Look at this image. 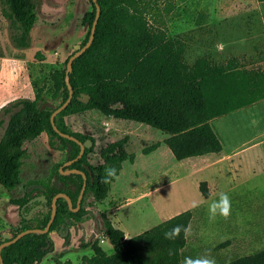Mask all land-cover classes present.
I'll return each mask as SVG.
<instances>
[{
  "label": "trees",
  "instance_id": "trees-1",
  "mask_svg": "<svg viewBox=\"0 0 264 264\" xmlns=\"http://www.w3.org/2000/svg\"><path fill=\"white\" fill-rule=\"evenodd\" d=\"M90 1L93 8L83 18L89 26L83 44L89 38L97 13L96 3ZM1 3L2 14L9 23L12 45L18 49L30 48L31 32L40 12L41 0H1ZM98 3L101 14L95 38L75 60L70 73L73 99L55 117L61 131L74 135L82 142L93 141L83 156L71 165L84 170L88 176L83 203L88 195L96 201L105 200L111 188V184L100 182L105 168L115 167L118 175L123 162L126 159L133 162L135 154H129V140L124 138L102 147L98 161H91L96 138L73 131L67 117L98 110L106 117L148 124L167 134L163 142L177 160H183L220 153L223 144L211 121L264 99L263 64L248 65L236 56L216 61L208 54L189 62L186 58L189 47L187 36L170 37L164 30L152 27L145 10L147 0H98ZM69 57L62 68L51 72L50 86L47 89L40 87L34 99L18 98L0 109V126L5 129L0 138V184L9 191L16 190L22 183L21 174L30 154L29 146L35 144L42 134H47L49 145L56 150L64 151L70 146L69 159L76 158L80 153L79 143L61 136L51 122L52 113L69 95L66 82ZM46 93L50 94V99ZM83 93L90 96L88 102L79 99ZM48 101L56 106L42 108ZM160 145L161 141L145 145L142 152L148 155ZM84 164L90 167L93 181ZM60 166L56 169L54 181L40 182L43 187L33 185L27 194L14 199L20 208L22 227L13 236L28 228L45 227L57 193L68 194L75 203L83 186V176L64 174ZM66 169L64 167L63 170ZM199 189L205 198L210 197L207 181L200 182ZM38 195H45L48 201L28 219L33 206H26L23 213L21 209ZM41 213H44L43 218L35 226L31 225ZM192 217L193 209H188L127 238L105 211L94 212L82 206L74 212L68 200L61 197L57 200V213L49 232L24 235L5 246L2 256L4 264H38L52 247L45 248L48 241L52 243L50 232L58 231L62 223L71 227L92 219L96 221L95 232L111 243L113 251L107 253L98 239L82 243L83 249L91 246L94 253L79 264H182L183 249L187 243L183 232L175 240L165 239L164 233L176 225H190ZM2 242L3 234L0 233V244ZM142 244L149 254L154 255L142 254ZM170 250L172 255H169ZM230 261L231 264H264V248Z\"/></svg>",
  "mask_w": 264,
  "mask_h": 264
},
{
  "label": "rangeland",
  "instance_id": "rangeland-1",
  "mask_svg": "<svg viewBox=\"0 0 264 264\" xmlns=\"http://www.w3.org/2000/svg\"><path fill=\"white\" fill-rule=\"evenodd\" d=\"M92 8L90 0H41L40 12L31 32L32 45L24 52L23 73L20 72V63L18 75L10 73V83L12 77L17 75L18 84H14V89L9 90V102L23 97L34 99L40 87L47 89L50 86L51 72L64 66L65 60L75 51V44L84 42L89 26L84 23L83 18ZM145 10L152 27L164 30L170 37L187 36L189 47L186 58L189 62L208 54L216 61H225L236 56L248 65L264 64V2L147 0ZM0 33L8 36L9 55L16 56L6 21L0 20ZM38 52L41 54L36 55ZM46 96L51 98L49 93ZM67 122L73 131L91 134L96 138L94 155L90 158L93 162L98 161V153L102 147L124 138L129 140V154H135L133 162L129 159L123 162L119 179L111 183L105 200L96 201L90 195L86 197L87 210L105 211L119 228L124 226L119 216L124 223L141 228L160 209H188L192 208L193 201H197L199 207L193 208L190 222V241L194 248L184 252L182 264L185 257H197L209 251L216 264H223L264 248V100L212 120L213 127L226 149L232 144L233 147L240 144L236 148L256 146L249 151H254L260 158L256 161L253 156H246L245 161H248L242 166L239 174L241 177L238 179L246 178L249 182L244 184L242 181L240 188L227 192L231 200V214L227 219L221 216L214 220L209 218L208 206L218 196L205 200L198 194L193 179L199 177V174L172 181L146 198L147 193L158 184L179 176L175 163L179 160L170 151L149 155L142 152L145 145L156 141L163 142L167 137L160 129L133 120L106 117L98 110L69 116ZM4 130L0 126V138ZM163 146L169 149L166 144ZM29 150L20 186L9 191L0 184L2 234L13 235L22 227L20 208L14 199L27 194L33 185L43 187L40 182L54 181L56 169L69 160L71 154L70 146L64 151L52 148L45 133L35 144L29 146ZM251 184L257 187L252 188L254 186ZM126 202L133 205L127 206L117 215L114 208ZM43 215L44 213L39 214L31 225L38 224ZM95 226L96 221L88 219L71 226L70 236L63 237L57 231L50 232L52 247L38 264H79L94 253L91 246L83 249L82 243L94 239H98L103 249L111 253V243L102 234L95 232ZM198 232L201 237L196 239ZM140 250L144 255H154L149 254L143 244Z\"/></svg>",
  "mask_w": 264,
  "mask_h": 264
},
{
  "label": "crops",
  "instance_id": "crops-1",
  "mask_svg": "<svg viewBox=\"0 0 264 264\" xmlns=\"http://www.w3.org/2000/svg\"><path fill=\"white\" fill-rule=\"evenodd\" d=\"M0 10H1L0 20L7 22V29H8V21L2 14L1 0H0ZM11 46L13 49L16 50V52H17L16 56H10L9 55V39H8V36H4L0 33V109L5 104H7L9 102V94H10L9 90L11 88L14 89V84H16V85L18 84V76L17 75L19 73V63L21 64L20 72L23 73V70H24V54H25L24 52H25V49H18V48H15L13 45H11ZM18 52H20V54H18ZM10 73H12L14 76H15V74H17L16 77H12L11 83H10ZM14 92L15 91H12V93H14ZM263 100L264 99L259 100L255 103H258V102L263 101ZM217 118H215V119H217ZM211 123H212V121H211ZM221 130H222V128H221ZM163 144H165V143L161 142L160 147L157 148L152 153L158 154V153H160V151L161 152L170 151V149L164 148ZM239 145H237L235 147H233L234 144L229 145L228 149H226V146L223 145V149L220 153H209V154H204V155H199V156H192V157L185 158L182 161L179 160L180 162L176 161L175 163L177 165L176 167H178V170H179V172H178L179 176L175 177L174 179L169 180L168 182H162L161 184H158V186L156 188L151 189L149 191V193H147L146 198L150 197V195L154 191L159 189L160 187L167 185L172 181H175V180L180 181L184 178H188V177L191 178V177H194L195 175H198V174L200 176L197 177L196 179L195 178L193 179L194 185H196V187L198 188V192H199L198 194L203 196L200 189H199L200 182H202V181H207L208 188L210 190V197L205 198L203 196L205 198V200H208L213 196L217 197L218 194L221 192L227 193L230 190L231 191L235 190V188L236 189L240 188L242 186V183H241L242 181L244 182V184L249 182V179H246V178L238 179L241 177L239 174H240V172H242V166H244V164L247 163V161H248V160L245 161L246 156L247 155L253 156L256 161H259L260 158L254 151H249L256 146H254L252 148H248V146L243 147V148H236ZM262 181H263L262 186L264 187V179H262ZM233 186H235V187H233ZM251 186H254V185L251 184ZM256 187L257 186H254L252 188H256ZM131 205H133V204H131V202H126L123 204H119L114 209L116 210L117 215H118L121 210H123L127 206H131ZM188 209H193V207L188 208ZM188 209L181 208L178 210H174L173 208L171 209L168 207H166L164 209H160L157 212H154L153 213L154 215L152 217H150V219L146 220L145 224H143L145 226L142 225L141 228H135L132 225H129V223H127V222L124 223V220H122L123 218L121 216H119V220H121V223L124 225L122 227L123 229L122 228L121 229L125 232V236L127 238H131V237L136 236V235L140 234L141 232H143V231H145V230H147V229L171 218L172 216H175V215H177V214H179L185 210H188ZM113 223L115 224V226H117L115 222H113ZM199 237H201L200 232L196 233V239H199ZM193 248H194V245L191 243L190 236H189L187 238L186 246L183 249V253L187 249H193Z\"/></svg>",
  "mask_w": 264,
  "mask_h": 264
},
{
  "label": "water",
  "instance_id": "water-1",
  "mask_svg": "<svg viewBox=\"0 0 264 264\" xmlns=\"http://www.w3.org/2000/svg\"><path fill=\"white\" fill-rule=\"evenodd\" d=\"M94 3H96V6H97V13H96V17H95V20L93 22V25L91 27V31H90V35H89V38L87 40V42L85 44L83 43H77L74 45V49L75 51L70 55L68 61H67V69H66V82H67V85L69 87V95H68V98L66 99V101L61 104L59 107H57L55 109V111L52 113L51 115V122H52V125L55 129L56 132H58L61 136L63 137H66L68 139H71V140H74L76 141L77 143H79L80 147H81V150H80V153L79 155L74 158V159H71L69 161H66L61 167L60 169L62 170V172L64 174H70V173H81L83 174L84 178H85V182L83 184V187H82V190H81V193H80V196H79V199H78V207L75 208L74 210H78L79 206H80V202L82 200V197H83V194H84V191H85V188H86V174L84 171L82 170H79V169H76V168H72V169H68V170H63L65 166H69L71 165L73 162H75L76 160H78L80 157L83 156L86 148H90L92 145H93V141L92 139H88L86 140L85 142H82L80 141L77 137H75L74 135H71L69 133H66V132H63L61 131L58 126L56 125V122H55V117L58 113H60L62 110H64L69 104L70 102L72 101L73 99V96H74V89L72 88L71 86V83H70V73L73 71V64L75 62V60L82 54L84 53L90 46L91 44L93 43V40L95 38V32H96V26H97V23H98V20H99V17H100V14H101V6L100 4L98 3V0H92ZM79 99L84 101V102H88L90 100V96L87 95V94H82L81 96H79ZM46 106H50V107H55L56 105L53 104L52 102L48 101L46 103H44L42 105V108L46 107ZM66 198L69 202V205L70 207L73 206V202H72V199L70 198V196L64 192H60V193H57L54 198H53V201H52V214H51V217L47 223V225L45 227H32V228H28V229H25L21 232H19L17 235L13 236V235H10V233H4L3 234V242L0 244V264H4V259H3V256H2V249L7 246V245H10L12 243H15L16 241H18L21 237H23L24 235L26 234H29V233H47L49 232L50 228H51V225L55 219V216H56V213H57V200L59 198ZM48 199L46 198L45 195H38V196H34L32 197L27 203L26 205H24L21 209V212L23 213L24 211V208L28 205H31L35 202H47ZM43 208V205L42 204H37V205H34L31 210L29 211L28 215H27V218L28 219H31L33 214L42 209ZM70 233V230H67L63 235V237H66L68 234Z\"/></svg>",
  "mask_w": 264,
  "mask_h": 264
},
{
  "label": "clouds",
  "instance_id": "clouds-1",
  "mask_svg": "<svg viewBox=\"0 0 264 264\" xmlns=\"http://www.w3.org/2000/svg\"><path fill=\"white\" fill-rule=\"evenodd\" d=\"M243 42V41H241ZM119 179L117 170L115 167H107L104 170V176L101 177L102 184H111L114 180ZM192 207H199L197 201H193ZM209 218L214 220L217 216H221L227 219L231 214V200L227 193L221 192L218 194V199L212 201L208 206ZM181 232L184 234V238L187 239L192 235L191 225L182 226L176 225L172 229L164 233V237L167 240H175L180 237ZM172 251H169V255H172ZM183 264H216V260L212 257L211 252H206L203 255L197 257H185ZM226 264H231V261H226Z\"/></svg>",
  "mask_w": 264,
  "mask_h": 264
},
{
  "label": "flooded vegetation",
  "instance_id": "flooded-vegetation-1",
  "mask_svg": "<svg viewBox=\"0 0 264 264\" xmlns=\"http://www.w3.org/2000/svg\"><path fill=\"white\" fill-rule=\"evenodd\" d=\"M69 160H71V159H69ZM69 160H67V161H69ZM66 162V161H65ZM64 162V163H65ZM63 163V164H64ZM74 163V162H73ZM72 163V164H73ZM62 164V165H63ZM71 164V165H72ZM61 165V166H62ZM71 165H69V166H65L67 169L66 170H68V169H72V168H74V167H71ZM60 166V167H61ZM84 166L87 168V170H89L90 171V175H91V180L93 181V179H94V177H93V175H92V171H91V169H90V167L88 166V165H86V164H84ZM76 169H79V168H76ZM79 170H82V169H79ZM82 171H84V170H82ZM85 172V171H84ZM76 174H81V173H76ZM85 174H86V172H85ZM82 176H83V174H81ZM83 179H84V182H85V178H84V176H83ZM84 182H83V184H84ZM88 182V176H87V174H86V183ZM83 187V186H82ZM86 187H87V184H86ZM82 190V189H81ZM85 190H86V188H85ZM80 193H81V191H80ZM80 193H79V196H80ZM79 196H78V198H77V200L75 201V203L73 202V206L72 207H70V205H69V207L71 208V210H73L74 212H77V211H79L81 208H82V206H85V202L83 203V200H84V197H85V191H84V194H83V197H82V200H81V202H80V206H79V208H78V210H74L75 208H77L78 207V199H79ZM44 203H47V202H35L34 204H32V206H34V205H37V204H42L43 205V207H44ZM69 203V202H68ZM64 229H65V232L67 231V230H70V226H67L66 225V223H62L61 224V227H60V229L57 231L58 233H60L61 235L62 234H64L65 232H64ZM70 235V233L68 234V236ZM63 236V235H62ZM51 245H52V243L50 242V241H48V245L45 247V248H50L51 247Z\"/></svg>",
  "mask_w": 264,
  "mask_h": 264
}]
</instances>
